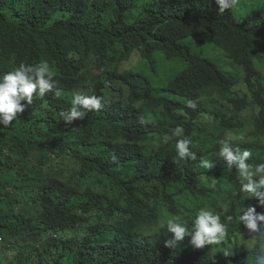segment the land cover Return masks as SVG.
Masks as SVG:
<instances>
[{"label":"trees","instance_id":"1","mask_svg":"<svg viewBox=\"0 0 264 264\" xmlns=\"http://www.w3.org/2000/svg\"><path fill=\"white\" fill-rule=\"evenodd\" d=\"M13 1L0 0V67L47 61L62 92L56 101L61 109L75 88L104 99L102 107L88 112L70 133L52 122L37 129L31 120L27 127L0 131V207L7 205L6 215L0 213V233L38 241L68 221H83L113 232L141 264L150 258H164L167 264H255L264 251V233L250 232L235 218L249 206L264 213V206L239 192L236 167L218 155L228 132L244 125L206 101L219 96L235 113L258 109L255 134L235 141L233 149L251 152L247 163L253 170L264 163V141H259L264 139V76L255 66L259 59L264 62V1L242 20L233 9L219 14L216 0ZM188 38L223 49L245 71L252 98L235 91L238 81L233 76L192 53L184 43ZM157 50L170 62L186 63L163 88L165 94H157L143 74L121 70L123 60L137 51L154 69ZM155 114L160 120L150 119ZM203 116L213 117L219 134L205 139L195 134L197 128L205 132L210 126L197 124ZM49 126L69 139L53 146L40 138L49 134ZM178 126L183 135L173 138ZM177 139L191 141L196 159L179 160ZM5 146L13 159L3 154ZM33 152L54 167V179L32 178L30 169L21 173L24 167L16 162ZM202 159L212 167L204 168ZM8 173L21 178L16 183L1 181ZM21 198L28 201L25 214L13 210ZM201 208L214 211L227 224L225 240L234 256L210 254L216 245L195 249L190 237L165 247L172 238L166 220L179 216L191 229ZM250 236L256 240L253 248L237 242ZM39 253L31 246L14 264H55Z\"/></svg>","mask_w":264,"mask_h":264},{"label":"clouds","instance_id":"2","mask_svg":"<svg viewBox=\"0 0 264 264\" xmlns=\"http://www.w3.org/2000/svg\"><path fill=\"white\" fill-rule=\"evenodd\" d=\"M4 3V0H1ZM38 2L40 0H30ZM14 3L22 5L28 3L27 0H14ZM239 0H216L219 14H223L237 7ZM134 53V55H136ZM139 55H142L139 52ZM124 71H130L125 70ZM57 81L54 80V72L47 61H42L37 65H26L21 63L14 69H4L0 67V131L4 132L12 126L22 124L27 127V121L31 120L36 124V128L47 126L49 122L55 127L67 129L71 132V127L82 123L87 113L99 110L102 107V96L73 89L68 94L66 108L61 109L57 105V98L62 92L57 88ZM189 106H193L189 102ZM49 126V134L40 138L49 140L55 146L59 141L68 140L65 133L56 132V128ZM183 128L176 127L172 130L173 137H181ZM242 135L229 133L220 142L221 146L218 155L228 162L229 167L235 166L238 179L240 181L239 192L257 198L261 206H264V163L255 166V169L247 163L251 152L241 151L239 147L233 149L235 141L243 140ZM71 139L68 141V143ZM230 142H232L230 144ZM191 141L188 139H177L175 144L176 154L179 160L187 157L196 159L195 154L190 151ZM12 145V144H11ZM6 158H12L11 148L5 146L2 150ZM177 162V161H175ZM19 167H24L21 173L27 169L32 178L39 175L44 179H54L56 176L54 167L41 160L33 152L21 161L16 162ZM53 166V164L51 163ZM201 165L204 168H211L212 163L207 159H202ZM20 176L14 173L3 174L1 181L16 183ZM22 202V203H21ZM28 201L21 198V201L13 207L18 213H24L28 207ZM32 205V204H31ZM7 205L4 203L0 207L1 216L6 215ZM232 217H227V221H232ZM235 221L243 225L252 233H264V213H257L256 208L249 206L244 208L242 214L236 216ZM191 229L181 220L179 216H174L166 220L167 232L172 234V238L165 241V247L173 248L182 243L186 237H190V244L195 249H202L206 245H218L225 240L227 235V224L221 222V218L214 211L201 208L194 220ZM113 232L104 230L103 227L93 226L90 222L78 221L76 223L68 221L57 232H46L41 240L34 241L28 237H10L0 233V264H14L21 258L25 249L34 246L39 249L40 255H44L51 263L55 264H141L133 257L130 247L116 240ZM46 243L50 245L43 249ZM246 247H250L244 242ZM252 246L251 248H253ZM264 249V243L260 244ZM215 249L211 248V252ZM224 258L235 255L232 246H225L219 249ZM145 264H167L164 258H150L144 261ZM231 264V262H229ZM255 264H264V251L255 257Z\"/></svg>","mask_w":264,"mask_h":264},{"label":"rangeland","instance_id":"3","mask_svg":"<svg viewBox=\"0 0 264 264\" xmlns=\"http://www.w3.org/2000/svg\"><path fill=\"white\" fill-rule=\"evenodd\" d=\"M263 1L264 0H239L237 7L233 9V12L236 14V17L239 20H242L253 9L260 8V6L263 4ZM184 43L187 44L192 53L213 61L218 65L220 70L233 76L238 81V84L235 87L236 92L240 93L241 95L249 94L251 97V94L248 91L246 84L244 83L245 71L243 70V68L237 66L231 59H229L223 49L219 48L212 42L201 44L196 42L192 38L185 39ZM154 59L156 65L153 69L151 63L147 59L143 58V55H139L138 52L130 59L123 60L122 69L143 74L154 85V88L156 90L155 92L157 94H165L163 92V88H165V86L169 84L170 79L174 78L180 71L185 68L186 63L180 59H173L176 61L170 62L166 59V57L160 50H157L155 52ZM116 66L117 63L113 65L114 68ZM255 66L264 76V62L260 61L259 59L255 62ZM206 104L210 105L211 107L219 108V110H223L235 121L237 125H244L243 128L234 129L228 132V134L232 133L236 135H242L243 137L248 138V140L255 134V123L258 113V109L255 106H252L243 112L235 113L232 110L233 108L228 106L227 100L219 96H215L214 98L207 100ZM160 118V114H155L150 117V119H153V121L160 120ZM197 124L210 125L208 130L205 132H200L199 128H197V130L195 131V134L202 137L203 139H205L208 134H219V131L216 129V124L214 123L213 117L203 116L197 121ZM259 141L262 142L264 141V139L262 138V140ZM237 242H242L243 244L244 242H247V244L250 245V248L252 246H255L256 244V240L251 236L250 238L241 237L237 240ZM225 246H229L228 240H224L220 244L216 245V247H213L212 249H215V251H210V254L219 255L221 259H224L223 255L220 254L219 249ZM243 247L247 248L245 245Z\"/></svg>","mask_w":264,"mask_h":264}]
</instances>
